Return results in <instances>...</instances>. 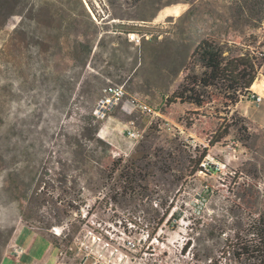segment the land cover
I'll use <instances>...</instances> for the list:
<instances>
[{
	"label": "rangeland",
	"instance_id": "374dc122",
	"mask_svg": "<svg viewBox=\"0 0 264 264\" xmlns=\"http://www.w3.org/2000/svg\"><path fill=\"white\" fill-rule=\"evenodd\" d=\"M8 6L0 10L1 264H55L56 246L68 245L87 226L114 242L134 239L138 244L134 254L141 258V264H206L191 227L214 216L231 220L232 215H240L241 203L235 193L243 181L257 183L264 194V0H143L134 13L152 19L146 25L155 35L149 40L143 37L138 45L123 33L106 34L105 29H111L116 21L109 18L96 20L101 26V32L96 33L76 0H20L12 12ZM30 7L40 9L38 15H29ZM98 8L104 9L101 5ZM103 33L102 46H98ZM203 38L261 56L252 90L263 99L259 103L244 99L235 107L246 119L252 137L240 142L232 135L212 147L205 164L218 167V171L199 174L198 180L173 188L169 193L175 196L174 209L180 218L174 221L176 226L165 225L149 238L146 230L122 218L132 206L116 204L112 210V200L103 199L110 184L92 191L95 189H91L87 173L92 171L93 161L87 159L77 168L81 162L77 161L75 140L95 117L94 107L103 88L123 83L127 90L123 103L100 121L98 132L111 144L113 156L128 157L152 122H158L161 129L160 145L175 137L194 146L207 145L204 138L184 128L185 107L171 104L165 106L166 113L149 115L131 104L142 102L160 111ZM81 42L93 46L86 65L73 58L72 50ZM130 127L143 134L138 141L127 137ZM65 176L67 190L63 191L59 179ZM73 179L79 182L77 188L84 187L82 194L71 188ZM41 180L45 199L41 211L52 222L55 207H64L61 198L77 203L79 196L87 202L79 210L68 211L63 222L69 227L66 238L56 235L53 226L38 228L23 218L21 206ZM191 237V246L182 250ZM15 243L26 249L19 261L6 255ZM95 249L110 257L96 243Z\"/></svg>",
	"mask_w": 264,
	"mask_h": 264
},
{
	"label": "trees",
	"instance_id": "16d2710c",
	"mask_svg": "<svg viewBox=\"0 0 264 264\" xmlns=\"http://www.w3.org/2000/svg\"><path fill=\"white\" fill-rule=\"evenodd\" d=\"M19 1L12 0L11 4L8 0H1L0 10H5L9 5L12 12L17 9ZM76 1L82 13L94 24L96 33L101 32V26L96 20L104 22L107 18L118 22L114 21L111 29H105L106 34L112 31L126 36L129 33L144 36L150 32L146 21L152 19L145 16L140 18L134 13L143 0ZM98 5L104 9L100 11ZM38 10L40 9L30 7L28 14L38 15ZM136 20L141 22L137 23ZM71 23H74L73 20ZM104 33L98 46L102 44ZM79 46L72 50L73 58L86 65L93 46L86 42H81ZM260 58V55L251 53L248 49H235L232 44L210 38L201 39L193 49L192 62L184 68L181 81L160 108V112L166 113L165 106L169 107L171 104L185 107L181 120L184 128L204 138L207 142L205 146H194L189 140L179 137L169 140L165 146L160 145L157 139L160 138L161 129L158 122H152L128 157H115L111 144L98 136L100 120L92 116L89 127H82L75 140L79 155L77 161L81 162L77 168H82V163L87 159L93 161L92 171L87 173L91 175V189H95L92 191L110 184L103 199L108 197L112 200V210H115L116 204L132 206L128 213L125 212L120 217L138 229L146 230L149 238L156 236L165 225L176 226L174 221L180 218V213L174 209L175 196H171L169 192L198 180L199 174L218 171V167L205 164L209 150L215 145L227 141L232 135L240 142L252 137L246 119L235 107L244 99H250L252 86L262 65ZM186 106L190 110H186ZM67 181V176L59 179V187L63 191L67 190ZM42 182L38 181L33 192L26 198V204L21 206L27 223L31 222L38 228L48 230L54 225L63 224L69 210H79L87 204L82 198H77L79 196H76L79 202L73 199L77 203H67L61 198L64 207H55L57 214L55 222H52L41 211L45 200L43 190H40ZM78 186L79 182L73 179L71 188L75 192L78 190L80 195L84 187L77 188ZM157 186L159 187L156 188ZM235 194L242 205L238 204L242 208L240 215H232L231 220L229 217L214 216L199 220L196 227H191L194 236L197 235L195 239L201 247L202 259L206 264H264V194L259 191L257 183L250 181H243ZM8 239L9 236L6 242ZM192 239L191 237L184 243L182 250L186 251L191 246ZM2 259L0 250V264Z\"/></svg>",
	"mask_w": 264,
	"mask_h": 264
},
{
	"label": "built area",
	"instance_id": "2783aa9c",
	"mask_svg": "<svg viewBox=\"0 0 264 264\" xmlns=\"http://www.w3.org/2000/svg\"><path fill=\"white\" fill-rule=\"evenodd\" d=\"M152 36L151 33H147L144 36L136 33L127 34L129 40L137 45L141 43L143 37L149 40ZM126 93L127 90L123 83H110L106 85L103 88L102 95L95 104V117L100 121L109 118L115 108L123 103ZM250 99L259 103L262 101L263 96L258 91L252 90ZM131 104L149 115H160L159 110L148 104L136 101L131 102ZM126 131L127 137L134 141H138L143 136L134 127H130ZM67 229H69L68 224L53 226L52 228L54 233L61 238L66 237ZM83 230L68 245H57L55 264H141V258L134 254L135 251H138V244L134 239L128 237L123 243L114 242L89 226L83 228ZM95 243L105 248L110 253V257L98 249L94 250ZM25 252V248L15 243L7 254L19 259Z\"/></svg>",
	"mask_w": 264,
	"mask_h": 264
},
{
	"label": "crops",
	"instance_id": "0c3cea01",
	"mask_svg": "<svg viewBox=\"0 0 264 264\" xmlns=\"http://www.w3.org/2000/svg\"><path fill=\"white\" fill-rule=\"evenodd\" d=\"M256 85V83H254L253 84V87ZM257 91V90H256ZM6 255H8V256H10V257H14V256H11V255H9V254H6ZM15 258V257H14ZM17 261H19L21 258H19V259H17V258H15Z\"/></svg>",
	"mask_w": 264,
	"mask_h": 264
},
{
	"label": "water",
	"instance_id": "95a60500",
	"mask_svg": "<svg viewBox=\"0 0 264 264\" xmlns=\"http://www.w3.org/2000/svg\"><path fill=\"white\" fill-rule=\"evenodd\" d=\"M87 4V3H86ZM88 6V5H87ZM88 8H89V6H88ZM90 12H91V9H90Z\"/></svg>",
	"mask_w": 264,
	"mask_h": 264
}]
</instances>
